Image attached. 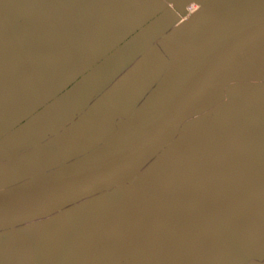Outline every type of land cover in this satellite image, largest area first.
I'll return each instance as SVG.
<instances>
[{"label": "rangeland", "instance_id": "rangeland-1", "mask_svg": "<svg viewBox=\"0 0 264 264\" xmlns=\"http://www.w3.org/2000/svg\"><path fill=\"white\" fill-rule=\"evenodd\" d=\"M204 1L192 3L187 18L207 35L219 23L217 11L203 18L194 14ZM246 1L239 0L242 16L252 7H244ZM6 3L0 0L4 109L9 105L2 93H14L7 89L25 71L19 70L22 60L41 55L11 30L54 28V13L64 6L57 0H23L15 3L21 7L7 10ZM183 20L179 17L174 24ZM215 21V26L208 25ZM258 72L261 79L228 84L220 102L200 110L216 97L226 78ZM192 109L198 112L184 117L158 143L154 155L126 171L132 180L104 183L55 211L0 227V264H176L179 258L171 252L194 253L201 241L208 247L214 241L210 249L219 254L216 259L232 264L236 240L244 239V223L253 219L245 209L247 222L238 218L235 208L248 202L255 206L251 228L260 239L236 264H264V37L243 51ZM78 127L59 129L19 153L0 157V190L52 175L119 132L101 118ZM31 152L36 153L33 158L17 159ZM131 239L137 242L130 245L133 251L127 249L126 240ZM144 244H150V250H143Z\"/></svg>", "mask_w": 264, "mask_h": 264}, {"label": "water", "instance_id": "water-1", "mask_svg": "<svg viewBox=\"0 0 264 264\" xmlns=\"http://www.w3.org/2000/svg\"><path fill=\"white\" fill-rule=\"evenodd\" d=\"M199 1L131 0L116 10L113 16L121 17L159 5L156 12L160 16L154 25L157 29L143 58L153 59L158 64L157 73L147 81L146 87L128 110L108 118L110 125H115L120 131L113 140L94 152L87 151L82 154L85 156H79L75 162L66 164L43 179L22 187L0 190V227L15 225L55 211L104 183L132 180L126 170L137 165L146 155H154L159 147L157 143L174 130L184 117L198 112L192 108L215 79L243 51L264 36V0H247L245 5L253 6V10L212 38L204 35L187 18V6ZM167 3L171 8L164 9ZM224 3L225 0H205L198 13L214 11ZM226 13L227 7L224 6L219 22L225 19ZM179 17L185 20L174 24ZM30 46L36 54H41L39 59L38 56L28 59L31 67H24L23 74L7 90H18L40 69L48 67L53 57L60 54L67 45L45 48ZM260 76H263L262 72L252 77L235 74L226 78L218 87L216 97L200 110L220 102L228 84L259 80ZM257 88L260 90L261 87ZM2 95V100L8 102V94L3 92ZM135 109L129 122H126ZM34 154H24L17 159L29 160ZM257 258L262 260L263 255L258 254ZM248 264L263 263L249 261Z\"/></svg>", "mask_w": 264, "mask_h": 264}, {"label": "crops", "instance_id": "crops-1", "mask_svg": "<svg viewBox=\"0 0 264 264\" xmlns=\"http://www.w3.org/2000/svg\"><path fill=\"white\" fill-rule=\"evenodd\" d=\"M5 1L8 10L12 6L21 7L15 3L23 0ZM57 1L64 6L54 13V28H33L29 32L23 28H10L20 39L40 48L67 46L53 57L48 67L40 69L13 94H8L9 106L0 108V157L19 153L59 129L83 128L96 118L109 122L112 115L129 109L147 81L157 73L158 64L153 59L143 58L157 29L154 25L160 16L156 12L159 5L120 17L113 15L124 2L131 0ZM190 6L187 9L190 10ZM110 16L112 18L108 20ZM28 59L22 60L19 70L30 64ZM53 114L54 125L49 126ZM33 117L36 121L26 127L24 124L31 122ZM113 136L114 133L98 146ZM250 205L248 202L234 207L238 218L247 222L246 210L252 213L253 219L252 224L244 223L246 236L236 240V254L229 263L240 262L243 254H249L260 239L251 228L257 217L253 214L255 206ZM195 225L194 232L198 235L200 227ZM126 241L127 249L133 251L130 245L136 244V240ZM141 246L145 251L151 248L150 244ZM199 246L194 253H188V250L171 252L179 258L176 264H216L215 261L228 264L222 257L216 259L219 254H213L211 247L202 245V241Z\"/></svg>", "mask_w": 264, "mask_h": 264}, {"label": "bare ground", "instance_id": "bare-ground-1", "mask_svg": "<svg viewBox=\"0 0 264 264\" xmlns=\"http://www.w3.org/2000/svg\"><path fill=\"white\" fill-rule=\"evenodd\" d=\"M231 1L233 2V3H231ZM244 4V7H246V5H245V3H243ZM191 5V4H190ZM189 5V6H190ZM224 6H226L227 7V13H226V15H225V19L222 21V22H219V16H220V14H219V11L221 12V10L223 9V7ZM187 8H188V6H187ZM221 9V10H220ZM240 10H241V8H240V5H239V0H225V3H224V5L221 7V8H219V9H216V10H214V11H211L212 13L213 12H215V11H217L218 13H217V17H218V22L217 23H219L218 24V26L216 27V28H214L211 32H209L206 36L208 37V38H212L213 36H215V35H217L219 32H221L226 26H228L229 24H231V23H236L241 17H242V15L240 14ZM251 10H253V6L250 8V11ZM207 13H209V12H207ZM206 13V14H207ZM194 14H196V15H198V16H200L201 18H203L206 14H199L198 13V11H196ZM187 16H188V9H187ZM189 19H191L192 20V17L191 18H189ZM217 19V18H216ZM193 22H194V20H192ZM195 23V22H194ZM215 23H216V21L215 22H210V23H208V25L209 26H215ZM196 24V23H195ZM196 26H197V24H196ZM198 27V26H197ZM199 28V27H198ZM200 29V28H199ZM201 30V29H200ZM202 31V30H201ZM264 37V36H263ZM167 70H168V68H167ZM216 80V79H215ZM157 85V84H156ZM208 89V88H207ZM206 92V91H205ZM143 102V101H142ZM141 102V103H142ZM196 105V104H195ZM194 105V106H195ZM139 107V106H138ZM137 107V108H138ZM136 111V110H135ZM135 111H134V113H135ZM133 113V114H134ZM133 114L126 120V122H129V120H130V118L133 116ZM120 132V131H119ZM119 132L117 133V134H115L110 140H108L106 143H105V145L109 142V141H111V140H113L118 134H119ZM158 144V143H157ZM104 146V144H102V145H100V146H98L97 148H95V149H93L91 152H94V151H96V150H98L99 148H101V147H103ZM89 154V153H88ZM149 156H150V154H148ZM148 155H146L138 164H140V163H143V161H144V159H146V157H148ZM85 156V155H84ZM137 164V165H138ZM136 166V165H135ZM134 167V166H133ZM132 168V167H131ZM128 170V169H127ZM126 170V171H127ZM54 173H56V172H54Z\"/></svg>", "mask_w": 264, "mask_h": 264}, {"label": "flooded vegetation", "instance_id": "flooded-vegetation-1", "mask_svg": "<svg viewBox=\"0 0 264 264\" xmlns=\"http://www.w3.org/2000/svg\"><path fill=\"white\" fill-rule=\"evenodd\" d=\"M34 121H36V120H35V117H33V119L31 120V122L25 123L24 125H25L26 127H30V124L33 123ZM52 125H54V114H53V116H52V120H51L49 126H52ZM28 132H29V131H28Z\"/></svg>", "mask_w": 264, "mask_h": 264}]
</instances>
